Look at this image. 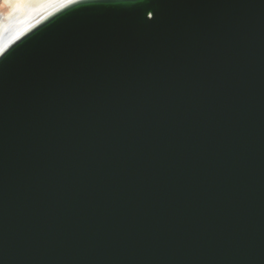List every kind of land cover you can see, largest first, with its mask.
<instances>
[{
	"label": "water",
	"instance_id": "1",
	"mask_svg": "<svg viewBox=\"0 0 264 264\" xmlns=\"http://www.w3.org/2000/svg\"><path fill=\"white\" fill-rule=\"evenodd\" d=\"M0 264H264V0H75L10 38Z\"/></svg>",
	"mask_w": 264,
	"mask_h": 264
},
{
	"label": "bare ground",
	"instance_id": "2",
	"mask_svg": "<svg viewBox=\"0 0 264 264\" xmlns=\"http://www.w3.org/2000/svg\"><path fill=\"white\" fill-rule=\"evenodd\" d=\"M67 2L69 0H3L2 6L9 4V8L0 13V50L10 38Z\"/></svg>",
	"mask_w": 264,
	"mask_h": 264
},
{
	"label": "rangeland",
	"instance_id": "3",
	"mask_svg": "<svg viewBox=\"0 0 264 264\" xmlns=\"http://www.w3.org/2000/svg\"><path fill=\"white\" fill-rule=\"evenodd\" d=\"M11 1H13V0H11ZM2 2H3V0H0V13L6 12L9 8V4L2 6Z\"/></svg>",
	"mask_w": 264,
	"mask_h": 264
},
{
	"label": "snow or ice",
	"instance_id": "4",
	"mask_svg": "<svg viewBox=\"0 0 264 264\" xmlns=\"http://www.w3.org/2000/svg\"><path fill=\"white\" fill-rule=\"evenodd\" d=\"M73 2H75V0H69V3H73Z\"/></svg>",
	"mask_w": 264,
	"mask_h": 264
}]
</instances>
